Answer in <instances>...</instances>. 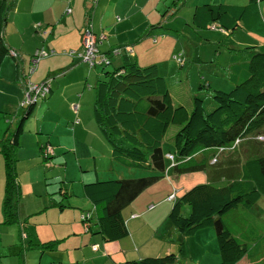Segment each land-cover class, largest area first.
<instances>
[{
    "label": "trees",
    "instance_id": "16d2710c",
    "mask_svg": "<svg viewBox=\"0 0 264 264\" xmlns=\"http://www.w3.org/2000/svg\"><path fill=\"white\" fill-rule=\"evenodd\" d=\"M97 1L93 0L86 11L89 20ZM188 1L172 0L163 10V18L177 16ZM262 2L264 0H249L244 6L227 4L196 6L189 25L190 30H195L199 35L207 30L223 31L222 33L228 36L235 35L240 27L250 32L262 19L259 10ZM9 10L4 4L0 9V70L6 57L13 56L3 35ZM121 22L122 18L117 17V26ZM186 23L183 22L185 26ZM160 25L161 23H158L152 28H159ZM89 27L98 40L96 54L98 63L92 67L88 65L91 68L97 65L105 67L102 70L103 77L95 86L94 119L101 134L111 146L112 161L128 168L152 171L154 175L139 179L136 177L106 181L97 179L84 185V196L93 205L92 211L82 216L86 232L101 235L106 242L126 239L130 233L124 211L131 207L146 190L154 186L159 177L171 166L170 169L176 177L200 173L206 175L207 179L205 183L195 185L181 197H177L167 218L171 229L180 236L177 240L169 238L171 244L178 246V252L156 258L126 261L123 264H181L182 258H188L185 239L208 227L216 229L220 264L240 263L250 253L247 244H242L234 235L233 229L238 224L237 219L234 218L242 213L239 208L250 209L264 198V144L259 143L263 142L260 137L264 139L261 134L264 133V45L226 47L229 55L225 56V60L227 62L232 60L228 64L218 66L219 51L214 55L212 48L216 42L204 38L205 43L210 42L208 44L211 49L210 58H202L201 53L193 47V60H191L193 65L186 72L187 78L185 70L189 61L185 51L179 56H174L175 61L176 57L180 58L179 68L185 69L183 78L194 85L192 79L195 77L198 83L199 89L195 91L193 109L190 111L186 106H175L167 81L164 74L159 71L158 64L140 66L135 58L129 56L130 49L123 45L113 47L105 53L101 52L100 43L105 41L101 36L106 34H96L92 26ZM182 36H185L189 42L186 35ZM154 42L157 43L158 40L154 39ZM185 42L187 43L186 40ZM221 42L216 45L218 50L222 46ZM208 45L205 44L207 47ZM124 50L127 54L123 55ZM71 53L73 52L69 55ZM121 56L122 64L112 63L114 57L116 59ZM14 58H17L16 54ZM100 61L102 63H99ZM209 63L213 66L204 67V64ZM110 65H114L113 71L106 69ZM211 70H213L212 74ZM189 74L191 76L188 77ZM183 78L178 83L181 84ZM217 79L229 80L233 86L228 92L213 90L211 82ZM48 81L44 84L50 85ZM183 83V86L188 84ZM202 83L206 85L203 86ZM27 89L28 86L25 93ZM206 89L208 93H204ZM199 90L203 91L199 92ZM204 97L207 101L212 99L216 103L217 106L213 111L207 112ZM36 106L37 103L28 107H19V110L24 109V113L15 116L17 122L10 124L0 140V154L4 159L6 172L3 207L7 225L20 223L21 190L16 155L21 146L20 139L25 132L26 122L32 117ZM173 125L181 128L176 133L174 149L171 150L175 162L170 164L165 158L164 145L168 130ZM256 135H258L256 145H252L248 152L242 154L241 170L237 172L239 175H234L231 168L225 167L227 147L236 140L248 141L250 138L252 141ZM48 147L53 149L52 154H46L45 150ZM55 158L56 153L51 145L42 147L41 159L44 165H50ZM215 159L218 161L213 164ZM236 164L240 163L236 162ZM158 172L160 174L157 177L155 174ZM137 175L144 174L137 173ZM62 181L64 182H61L60 194L63 199L58 202L61 210L67 207L66 201L69 197L67 182L64 179ZM238 209L239 214H233V210ZM230 215L232 216L229 218ZM58 244V241H50L32 246L51 251L57 248ZM254 255L255 260L251 259L250 255L251 263L257 264L258 261L261 263L264 259V250H257ZM257 255H261L260 258Z\"/></svg>",
    "mask_w": 264,
    "mask_h": 264
},
{
    "label": "crops",
    "instance_id": "0c3cea01",
    "mask_svg": "<svg viewBox=\"0 0 264 264\" xmlns=\"http://www.w3.org/2000/svg\"><path fill=\"white\" fill-rule=\"evenodd\" d=\"M92 2L93 0H0V9L3 4L5 8L8 7L10 9L6 16L7 18L5 20L3 30L4 41L13 52V56H11L14 57L15 54L17 56V58L14 59L15 61H9L8 57H6L0 70V82H2L0 83V96H2L0 98V140L6 134L10 124H15L17 122V118H15V116L21 115L19 107L25 99V91L30 83H45L47 80L50 82L51 93L46 99H43L44 101H41V107L43 106L41 110L45 111L43 116L44 119H48L47 115L49 113L52 114L53 111L50 112V110L52 108L54 110V105L56 103L64 102V108H67L69 110L68 114H70L68 123L69 125L71 123L73 124L72 129L69 128V125L64 128V137L69 138V143L54 141V136L52 134V137L48 133L43 134V127L37 125L34 130L37 132V135L34 137V147H30L29 157L25 158H23L20 148L22 145L25 146L26 137L21 136V146L19 147L16 155L18 161H39L37 162V165L44 167L46 172L49 169H54L57 167L58 163L62 162L58 159L56 160V163L53 162L50 165H44L41 159V149L43 146L51 145L56 153V158L71 151L68 149H72V151L78 155L79 151L77 144H79V140L92 142L90 141L91 138L82 139V136L84 135L87 137L88 135L93 136L97 141L99 140L98 144H100L103 140V148L106 149V156L104 157L111 160L112 151L110 150V145L105 139H103L104 137L101 132L99 134L96 130L94 126L95 123H93L94 119L91 116L93 109V96L95 97V95L86 92L87 84L91 83L92 78H97V82L101 79L102 69L99 66L100 69L95 70V74L92 70L93 68H90V71L84 68L86 63L81 61L78 57H73L71 55H69V57L67 54L70 52L78 53L81 50L83 44V32L85 28L91 24L89 26H92L96 34L105 33L107 35V39L106 35L101 36L103 40H105L103 47L104 50L99 47L101 52L105 53L111 48H116V46L121 45L131 47L133 52L129 56L135 58L139 65L144 67L149 64H153V62H150V59L157 61L154 56H151L150 58V55H155L156 57V55L161 51L163 44L168 40L166 38L160 43V45H157L158 42L155 43L153 39V36H157V33L154 31L158 29L167 31V26L174 19L163 18L162 13L168 5L167 0H158L157 2L155 9L158 17L160 13V18L158 19L150 18L148 13L145 14L146 5L140 4L139 0H98L89 20L86 11ZM248 2L249 0H189L186 3V6L180 9V12H182L180 16L177 15L175 18H177L179 23L182 25H184L183 22H187L186 26L190 29L189 25L192 21L194 8L196 6L204 4L244 6L247 5ZM135 10L142 15V20L138 22L139 28L138 35L136 37L137 41L132 44L131 40L128 39V42L125 44H113L112 34L116 32L115 27H117V17L122 18V22L119 23V25L122 24L125 28L126 24L133 22L136 17V12H134ZM184 10L190 12L191 16H184ZM259 10L262 19L256 24V26H254L256 29L264 24V2L260 3ZM158 23H161L160 27L153 29L152 27L158 25ZM19 27H22L24 33L32 38L34 37V31L37 32V36L38 34H42V36L44 34L46 36L45 41H43L42 36H38L43 41V45H40L39 47H42V49L47 51L51 49L55 50L58 55H53L54 57L50 59H42L35 67H33L31 61V55L34 53L33 50L26 49L25 46H19L16 42H14V40L19 41L21 37H23ZM240 29L243 28L240 27L239 30ZM13 30L18 35L16 38H12L15 37L12 36ZM182 34L188 37L189 43L192 44V47H196L198 53L200 52L201 47H207L205 46L206 43L204 41L205 36L202 33L199 35L194 30L192 31V36L188 33L184 34V32H182ZM184 39L188 41L185 36ZM145 40L149 41L145 43L146 51L145 55H143L142 49L134 47L135 44ZM202 42L204 44L201 45ZM35 49H37V47L34 46V50ZM147 53L148 57H146ZM124 54H127L125 50L123 51V55ZM121 62L122 56L112 59V63L115 65H120L122 64ZM159 69L161 70V68ZM212 73L213 70H211V74ZM35 74H38L36 79L34 76ZM93 75L95 77H93ZM189 76H191V74H189L188 77ZM183 84L184 83L182 82V93L188 102H184L183 98L180 96H177L176 99L174 92H172L170 88L169 90L173 97L175 106H186L188 110L191 111L193 109V97L196 95V92L191 83H188L186 86H183ZM232 86L233 83L225 79H220V81L217 79L215 82H211L213 90L228 91ZM92 88V86L89 87L90 90ZM73 103L79 105L77 113L71 109ZM210 103L211 101L208 104V108L213 109L215 105L214 103ZM62 115V113H59L58 115L59 122L61 124L63 123ZM31 124L33 126L28 127ZM27 127L32 130L34 128V121H27L25 129H27ZM94 138L93 141H95ZM235 162L237 161L235 160ZM229 164L232 167L233 165H237L236 163ZM229 164H226L225 167L231 168ZM0 166H2V173L0 171L1 195V191H3V194L5 193L6 184L5 163L1 154ZM241 167L242 163L238 164L239 171L241 170ZM20 170H22V168H20ZM110 170H119L117 163L112 161ZM62 172L53 176V180L54 178H57L58 180L57 182H53L55 185L53 190H48L44 204L40 205L38 208L34 207V203H32L34 199L31 198L30 193L27 194L28 198L25 202L23 200L21 201V215L25 217V220L22 223H24L25 228L29 231V233L27 232L28 239L25 241L22 240L20 232L17 233V230L14 227L18 224L4 225V223H1L3 215L1 213L2 202H0V226L3 225L2 228H5L0 230V236L2 237L0 242V260H10L9 263L0 261L1 264H123L126 261L142 260L146 257L145 255H154L149 257H161L166 254L176 253L178 252V246L169 242L170 237L167 236L168 233L164 230L165 227H168L166 220L175 203L170 202L169 198L172 194H177V197L179 198L193 186L207 181L206 175L200 173L184 177H176L172 171L168 172V175L164 179L158 181L154 186L146 190L132 204L131 207L124 211V217L130 235L124 240L106 242L101 235L90 234V232L87 233L86 231L82 232V228L80 226V222L82 223L81 216H83L85 212L92 211L93 205L84 195L82 196L84 201L76 203L75 205L77 206L72 205L71 202L68 204L67 201L69 197L79 195V191H75V189L73 191L69 184L66 185L69 195L66 201L67 207L63 210L60 209L61 212L65 213L66 217L64 219L59 217L57 220L59 212L56 206L59 208L58 202H60L61 195V185H59V183L63 179L68 181L64 175L65 172ZM88 172H92V170L89 169ZM95 172V178H90L92 177L90 175L81 178L84 182L83 187L84 185L92 183L97 179H102L99 175L100 171L98 167H96ZM237 175L239 174L237 173L236 176ZM107 177L114 179L111 178L112 176ZM90 179L92 180L87 181ZM18 181L20 190L22 189V193H24L25 189H29L27 188V183L22 181L21 185L19 174ZM32 182H34V179ZM90 206L91 209L89 211H85L88 210V207ZM255 207L261 210L264 207V198H262ZM238 211L239 209L233 211V214H239ZM45 216H47L48 219L50 218L51 221L45 220ZM231 216L232 215H230L229 218ZM34 218L37 219V221ZM34 225L36 226V232L32 234ZM169 230L172 240L174 238L176 240L180 239V236L176 231L171 229L170 225ZM201 233L202 230H199L194 235L198 236L199 234L201 235ZM4 235L9 237L5 242L3 240ZM234 235L241 241V234L235 233ZM75 237L76 239H74ZM18 239L21 240L23 247L18 245ZM141 240L142 242L140 244ZM50 241H60L62 244L51 251L43 249L40 250L39 247L36 248L41 251L40 256V252H29V249L35 248L32 245ZM185 243L186 245L191 244L189 238L185 239ZM73 245L74 248H72ZM93 246H97L98 250L94 251ZM254 250L257 251V246ZM46 251L49 252V255L46 254ZM262 252L263 251H261V253ZM207 257L208 255H204L203 258L205 261H210L208 260L209 257ZM192 259L193 258L191 256V260ZM243 261H248L249 264H252L250 261V255L245 257L241 262ZM259 263L260 261H258L257 264Z\"/></svg>",
    "mask_w": 264,
    "mask_h": 264
},
{
    "label": "rangeland",
    "instance_id": "374dc122",
    "mask_svg": "<svg viewBox=\"0 0 264 264\" xmlns=\"http://www.w3.org/2000/svg\"><path fill=\"white\" fill-rule=\"evenodd\" d=\"M158 0H139L140 4H144L146 5V11L145 14L148 13L150 18L153 19H158L160 18V13H159V17L158 14L156 12V5H157ZM167 2L169 4H171L172 0H167ZM169 6V5H168ZM163 7V5H162ZM162 9V8H161ZM134 12H136V17L134 18L133 22H130L128 24H126V27L124 28V26L122 24L118 25L116 27V32H114L112 34V40H113V44H119V43H127L128 39L131 40V43L134 44L137 39V35H138V22H140L142 20V15L137 12V10H135ZM174 12V11H173ZM182 12L177 13L178 16H180ZM184 16H191V13L184 10L183 12ZM144 16V15H143ZM176 16H174L173 20L171 21V23L167 26V31L163 30V29H158L155 30L154 32L157 33V36H153V39H157L158 40V44L160 45V43L164 40V39H168L162 46L161 51L156 55H150L154 56V58L157 61H153V59H150V62H153L154 64H158V67L161 68V70H159L161 72V74H164V78L167 81L168 87L170 88V90H172V92H174V96L177 99V96H180L183 98L184 102H188L186 97L183 95V91H182V87L180 82L178 83V81L181 80V78H183L184 75V70L185 69H180L178 64V61L173 60V57L176 55H181V53L183 51H185L186 53V57L187 60L189 61L187 69L185 70V77H186V72H188V70H190L191 66L193 65L192 61L193 57V47L192 44L189 43L187 41V43L184 40V37L182 36V32L188 33L190 36H192V31L189 29V27H185V25H182L181 23H179L178 19L175 18ZM184 19V18H183ZM186 20V19H184ZM143 28V27H142ZM141 28V29H142ZM140 29V30H141ZM19 30L22 34L23 37H21V39L19 41L14 40V42H16V44H18L19 46H25L26 49H30L33 50V55H31V61L32 59L36 56L37 53H45L46 55L42 58L44 59H50L54 56H57L58 54L55 52V50H44L42 49V47H39L40 45H43V41H45L46 36L43 34H38V36H42L43 37V41L41 38H39L36 35V31H34L33 34V38L31 36H27L24 31L22 30V27H19ZM128 30V31H127ZM142 32V31H141ZM223 31H212V30H207V31H203L201 32L205 38L210 39L211 41L216 42V44L214 46H212L213 48V52L214 55L217 54L216 51H219L218 56L216 61L218 62V66H223L225 64H228V62L225 60V56L229 55V52L226 50V47H230V46H241V47H247V46H260L262 44H264V24L263 26H260L258 29L254 28L252 31H246L244 29H240L238 30L235 35L232 36H228L226 34L222 33ZM12 38H16L17 33L13 30L12 33ZM101 36V35H100ZM196 40H198L197 38H195ZM149 40H145L143 42L137 43L135 44L134 48H140L142 49L143 55H145V51H146V45L145 43L148 42ZM221 42L220 44H222L221 48L216 47L218 42ZM104 41L100 43V48L102 50L104 47ZM207 45L209 44V42H206ZM48 45V44H47ZM34 46L37 47V49L34 50ZM49 46V45H48ZM128 49H130V53L132 54V48L128 47ZM243 49V48H241ZM200 53L202 58L204 59H209L210 56L209 54H211V49L210 47H201L200 48ZM69 56V53H67ZM54 55V56H53ZM34 56V57H33ZM70 57V56H69ZM148 57V53L147 56ZM56 58V57H55ZM115 58V57H114ZM216 58V57H215ZM15 58L12 57L11 55L8 56V60L9 61H15ZM213 61V60H212ZM215 61V60H214ZM213 61V62H214ZM213 64L209 63V64H204V67H212ZM101 67V66H100ZM99 65H97L95 68H91L88 64L85 65L84 68H86L87 70L90 71V68L95 72V70H99L100 69ZM105 67H101V69L103 70ZM106 69H109L108 71H113L115 69L114 65H110L107 66ZM29 72V71H28ZM35 79L38 77V74H35ZM93 77H95L93 75ZM102 77H103V73H102ZM101 77V78H102ZM187 78V77H186ZM192 79V78H191ZM190 79V80H191ZM97 78H92L91 79V83L87 84V89L86 92L87 93H92L95 95V86L97 84ZM184 80V81H183ZM182 82H190L187 79L183 78ZM193 81V87L195 89V91H197V89H199L198 87V83L195 80V77L192 79ZM2 83V82H0ZM43 83V82H42ZM42 83H38L37 85H40ZM197 83V84H196ZM33 84V83H31ZM203 86L206 85V83H202ZM92 86L93 88L90 90L89 87ZM203 90H199V92H202ZM228 92V91H226ZM204 93H208V89L204 90ZM203 93V94H204ZM2 96H0L1 98ZM205 98V103L207 105L206 110L207 112H211L216 108V103L211 99L210 101H213L215 107L213 109H209L208 108V102L206 97ZM94 99L95 97L93 96V106H94ZM44 101V100H41ZM41 101H38V105L36 106L34 113L32 115V117L28 120V121H34V128L32 130L28 129V127H32L33 125H29L27 127V129H25V132L23 133L22 137L25 136L26 137V141H25V146L22 145V147L20 148L21 150V154L23 155V158L25 157H29V153H30V147L33 146L34 147V137L37 135V132L34 131L35 127L37 125L43 127V134H50V136L52 137V135L54 136V141H60L62 142H66L69 143L70 141H68L69 138L64 137V128L68 127L69 123V115L68 112L69 110L67 108H64V102L62 103H56L54 105V110L53 108L50 110V112H52V114H48L47 118L48 119H44V110H41ZM45 103V102H43ZM73 105L71 109L73 110ZM92 109V108H91ZM23 108H20L21 114H23ZM59 113H62L63 115V123L61 124L59 122V118L58 115ZM91 116L94 119V113H93V109L91 112ZM34 119V120H33ZM45 120V121H44ZM72 122V121H71ZM93 123L96 130L98 131V133L100 134V129L98 128L95 119L93 120ZM43 125V126H42ZM91 126V125H90ZM73 124L71 123L69 125V128L72 129ZM180 126L177 125H173L170 127V129L168 130V133L166 135L165 138V151H166V155L165 158L166 160L171 164L175 162V156L172 153L173 149H174V138L176 136V133L180 130ZM52 134V135H51ZM262 136H264V133H261ZM104 137V136H103ZM258 135H256L254 138V140L250 141L249 140H236L230 147H227L226 151H225V155H226V159H227V164L229 163H233L235 164V160L238 163H241L242 159V154H244L245 152H248L247 150L250 149L252 147V145H256L255 143H257V138ZM91 138L90 141L92 142H85L82 140H79V144H77V148H78V155L75 154L74 151H72V149H68L71 150L70 152H68L67 154H64L61 157H57L55 159H52V161H54L56 163V160L60 159L62 163H58L57 167H55L54 169H49L46 172V169L44 167L38 166L37 162L39 161H35L34 162H30V161H26V162H19L17 159V163H16V168L19 174V178L21 181V185H22V181L27 183V188L29 189H25L24 193L21 192V201L23 200L24 202L27 200L28 196L27 194H31V198L34 199V201H32V203H34V207H39L40 205L44 204V200L46 198L47 192L48 190L52 191L53 188L55 187V185L53 184V182H57V178H54L53 180V176L57 173L60 172H65L64 175L66 176V179L68 181L66 185H70L71 189L74 191H79V195L78 196H73V197H69L67 203L69 204L70 202L72 203V205H75L76 203L82 202L84 201L83 199V184L84 182L82 181V177H86V176H92L90 178H95L96 176V172L95 169L96 167H98L99 169V175L101 176V180H119V179H124L123 177H125V179H132V178H144L147 176H152L154 175L152 171H148V170H142V169H136V168H128L122 164H117L119 166V170L117 171H112L110 170L111 168V163H112V158L111 160L107 159L106 157V149L103 148L104 146V142L102 140V142L100 144H98L99 140L97 141L93 136L88 135V137L86 135L82 136V139H88ZM93 138L95 141H93ZM105 139V138H103ZM260 141V140H259ZM263 142H259L260 144H264V139L262 140ZM72 142V141H71ZM110 150H111V146ZM172 150V151H171ZM18 151V150H17ZM235 159V160H234ZM216 161H218L216 159ZM213 162V164L216 163ZM66 164H67V168H66ZM2 165V163H1ZM230 165V164H229ZM231 169H232V173L234 175L237 174V172L239 171L238 169V165H233V167L230 165ZM20 168H22V170H20ZM171 168V166H170ZM168 168L166 170L165 173L162 174L161 177H159L160 180L164 179L167 175L168 172L172 171V169ZM92 170V172H88V170ZM0 171L2 173V166H0ZM62 172V173H63ZM132 172V174H131ZM137 173H143L144 175H137ZM173 173V172H172ZM159 172L155 174V176H159ZM174 174V173H173ZM175 175V174H174ZM107 176H112L111 178H115V179H110V177ZM143 176V177H141ZM23 177V178H21ZM184 177V176H183ZM5 179H6V173H5ZM34 179V182H32V180ZM87 180V181H91ZM60 181V179H59ZM157 181V182H158ZM64 182V181H61ZM59 183V185H62V183ZM1 185H2V179H1ZM24 186V185H23ZM69 187V186H68ZM22 191V189H21ZM4 195L3 191H1V195H0V202H2V215H3V220L1 221V223L4 225L5 224V211H4ZM63 199V197L60 195V201ZM177 199V194H173L170 198L169 201L170 202H175V200ZM69 207V205H68ZM55 208V207H54ZM56 208L58 209V215H57V220L59 217H61L62 219H64L65 213L61 212L60 208H58L56 206ZM88 210L85 211H89L91 209V206L88 207ZM87 209V208H86ZM240 211H242V213L238 216H236L234 218L237 219V225L235 227L234 232L236 234H241L242 235V239H241V243L242 244H247L248 248H249V252L251 255V259L255 260V255H254V248L257 246V250H264V207L259 210L257 209L255 206L250 208V209H245V208H239ZM234 211V210H233ZM84 212V211H83ZM189 212V209L188 211ZM87 213V212H85ZM22 211L20 213V223L16 226L15 224V229L17 230V233L20 232L21 236H22V240L25 241L26 239H28V229L25 228L24 223H22L25 220V217H23L22 215ZM227 215V214H226ZM225 216V215H224ZM223 216V217H224ZM40 217V216H39ZM82 217V216H81ZM45 220H50L51 219L47 216L44 217ZM22 219V220H21ZM35 219V218H34ZM69 219V218H68ZM82 219V218H81ZM37 221V219H35ZM166 224L168 225V227H165V231L168 233L167 236L171 237V233L169 230V221L168 219L166 220ZM80 226L82 228V232L86 231L85 227L83 226V224L80 222ZM2 226H0V230L5 229L2 228ZM6 227V226H4ZM34 234L36 232V226L34 225V229H32ZM28 232V233H27ZM89 237V236H88ZM95 237H99V236H95ZM1 236H0V242H1ZM9 238L7 235L3 236V240L4 242L6 241V239ZM76 239V237L74 238ZM189 240L191 241V244L186 245V251H187V255L188 258H182L181 264H220L221 263V257H220V251H219V246H218V242H217V238H216V229L214 227H208L205 229H202V233L201 235L199 234L197 235H193L189 237ZM199 241V243H198ZM59 244L57 245V247L59 245H61L62 243L60 241H58ZM142 240L140 241L141 244ZM201 242V243H200ZM18 245L20 247H23V244L21 242V240L18 239ZM74 248V245L73 247ZM205 250V251H204ZM29 252H34V253H39V256L41 255V251L39 249L36 248H32L29 249ZM46 254L49 255V252L46 251ZM167 255V254H166ZM204 255H208V260L211 261H205V259L203 258ZM145 258H148L149 256H154V255H145ZM191 256H192V260H191ZM261 255H257V257L260 258ZM156 258V257H154ZM3 259V258H1ZM0 261H5L4 263H9V259H4V260H0ZM1 264V262H0ZM239 264H249L248 261H243L240 262ZM260 264H264V259L261 261Z\"/></svg>",
    "mask_w": 264,
    "mask_h": 264
},
{
    "label": "built area",
    "instance_id": "2783aa9c",
    "mask_svg": "<svg viewBox=\"0 0 264 264\" xmlns=\"http://www.w3.org/2000/svg\"><path fill=\"white\" fill-rule=\"evenodd\" d=\"M97 43L98 40L96 39V36L93 34L92 30L90 28H87L85 30V33L83 34V46L82 50L78 53H71L73 57H78L82 59L83 62L89 64L91 67L95 65V63H98V59L96 57L97 51ZM45 53H37L36 56L32 59L33 67H35L45 56ZM176 61L180 63V58L176 57ZM99 63H102L101 61ZM51 88L50 85H46L44 83L37 85V84H28L27 92L25 93V99L21 103V107H28L30 105L38 103L39 100L45 99L50 94ZM79 110V105L74 104L73 105V111L77 113ZM261 140L263 138L260 137ZM46 154H52L53 149L48 147L45 150ZM216 159L213 161L215 162ZM93 250L97 251V246H93Z\"/></svg>",
    "mask_w": 264,
    "mask_h": 264
},
{
    "label": "clouds",
    "instance_id": "9594fccd",
    "mask_svg": "<svg viewBox=\"0 0 264 264\" xmlns=\"http://www.w3.org/2000/svg\"><path fill=\"white\" fill-rule=\"evenodd\" d=\"M20 107H21V105H20Z\"/></svg>",
    "mask_w": 264,
    "mask_h": 264
}]
</instances>
